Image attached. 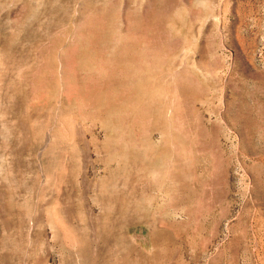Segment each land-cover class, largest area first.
Instances as JSON below:
<instances>
[{
    "label": "rangeland",
    "instance_id": "rangeland-1",
    "mask_svg": "<svg viewBox=\"0 0 264 264\" xmlns=\"http://www.w3.org/2000/svg\"><path fill=\"white\" fill-rule=\"evenodd\" d=\"M0 264H264V0H0Z\"/></svg>",
    "mask_w": 264,
    "mask_h": 264
}]
</instances>
